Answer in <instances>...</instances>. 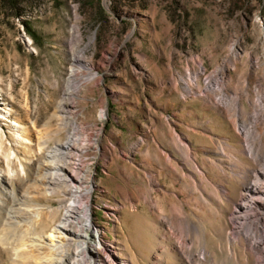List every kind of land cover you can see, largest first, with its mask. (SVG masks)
<instances>
[{"label":"rangeland","instance_id":"374dc122","mask_svg":"<svg viewBox=\"0 0 264 264\" xmlns=\"http://www.w3.org/2000/svg\"><path fill=\"white\" fill-rule=\"evenodd\" d=\"M251 146L264 157V0H29L22 17L0 16V264L33 263L11 245L57 224L72 175L92 187L113 260L197 264L205 251L203 264H258L264 251L234 240L230 220L257 167ZM39 207L55 214L33 231Z\"/></svg>","mask_w":264,"mask_h":264},{"label":"bare ground","instance_id":"6f19581e","mask_svg":"<svg viewBox=\"0 0 264 264\" xmlns=\"http://www.w3.org/2000/svg\"><path fill=\"white\" fill-rule=\"evenodd\" d=\"M220 81H222V78L208 84L206 89L219 90ZM252 119H255V117ZM253 122L255 121L253 120ZM13 126L18 130H23L17 122ZM248 130L244 124H241L242 133H246ZM17 139H22L21 134L18 133ZM175 143L181 145V148L185 150L178 140ZM246 154L257 164V167L246 171L244 182L241 183V193L235 201H232L233 211L230 220L233 225V239L235 240L242 236L249 249L258 254L264 251V157L254 151L252 146L248 147ZM165 165L170 169H175L170 161L165 162ZM61 172L62 168L58 166L53 176L62 179ZM11 176L16 177V174L13 173ZM4 181L0 172V189L7 192ZM67 182L68 197L70 199L65 204V214L47 232L34 234V238L31 239L29 245L26 242L22 244L18 242L17 244L19 245H15V243L11 245L15 258L20 257V253H26L33 260L32 264H128L122 260L110 258L112 251H109V246L107 250V247L102 243L100 239L101 233L92 222L91 204L89 201L92 187H84V181L74 175L68 176ZM44 185L42 183L41 186L43 187L40 186L41 189L37 193L41 198L46 199L48 190ZM219 192L226 196V189H219ZM8 194L13 196V191L8 190ZM0 204H3L1 195ZM34 210L35 212L30 222L33 231H36V228L47 219L51 220L55 214V211L50 207H39ZM173 212L178 213L179 216L182 215L180 208L176 207ZM23 241L26 240L24 239ZM98 247L106 253V258L99 256ZM206 260L207 257L205 251H203L197 257V264H203ZM257 263L264 264V261L259 257ZM130 264H132L131 261Z\"/></svg>","mask_w":264,"mask_h":264},{"label":"trees","instance_id":"16d2710c","mask_svg":"<svg viewBox=\"0 0 264 264\" xmlns=\"http://www.w3.org/2000/svg\"><path fill=\"white\" fill-rule=\"evenodd\" d=\"M29 0H0V16L11 15L12 17H22L23 5ZM85 1V0H84ZM87 1V0H86ZM101 14H104L101 11ZM98 16L100 14L98 13ZM21 25L23 27L24 33L37 45L40 44V37L31 28L27 20H22Z\"/></svg>","mask_w":264,"mask_h":264},{"label":"crops","instance_id":"0c3cea01","mask_svg":"<svg viewBox=\"0 0 264 264\" xmlns=\"http://www.w3.org/2000/svg\"><path fill=\"white\" fill-rule=\"evenodd\" d=\"M222 148V147H221ZM157 171V170H156ZM162 173L163 174H166L165 173V171H162ZM161 180V179H160ZM169 186H171L169 183H167ZM173 186V185H172ZM159 198L158 199H156V198H154L153 197V199L151 200V198H150V201H152L151 202V204H152V207H153V209L154 210H156V216L158 215V216H161L162 218H167V217H170L171 218V216H170V214H169V212H168V207L171 205V204H173L172 203V201H171V199H169V197L167 196V200H168V206H165V204L163 203V200L161 199V197L160 196H158ZM174 198V197H173ZM144 199V198H143ZM156 199V200H155ZM148 202V201H147ZM149 205H150V202L148 203ZM171 207V206H170ZM169 207V208H170ZM126 215L124 216L125 218H127L126 220H128V219H131V223H130V225H131V229H136L137 231H143V228H142V224H140L139 222H138V220H137V216L135 215V214H133V211L132 210H126ZM142 218H144V219H151V218H149V216H142L141 218H139V220H141ZM170 218H167V219H169L170 220ZM166 219V220H167ZM149 222V221H148ZM151 223V222H150ZM170 223V222H169ZM171 226H174V225H172V224H170V227ZM136 231V232H137Z\"/></svg>","mask_w":264,"mask_h":264}]
</instances>
